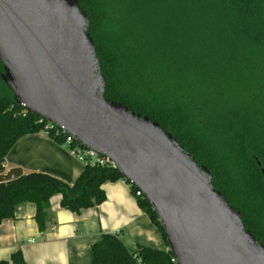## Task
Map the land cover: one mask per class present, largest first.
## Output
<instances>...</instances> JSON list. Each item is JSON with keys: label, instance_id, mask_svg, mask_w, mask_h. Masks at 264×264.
Here are the masks:
<instances>
[{"label": "trees", "instance_id": "obj_1", "mask_svg": "<svg viewBox=\"0 0 264 264\" xmlns=\"http://www.w3.org/2000/svg\"><path fill=\"white\" fill-rule=\"evenodd\" d=\"M76 1L89 20L104 97L157 122L209 170L214 189L264 243V0ZM36 133L67 149L64 134L45 130L0 94V175L15 143ZM120 179L115 169L90 166L71 185L42 172L22 174L0 183V223L18 205L33 204L43 232L54 196L79 213L102 204V185ZM136 200L162 234L149 203ZM166 247L130 253L118 235L103 234L90 264H172ZM0 264L26 263L17 251Z\"/></svg>", "mask_w": 264, "mask_h": 264}, {"label": "water", "instance_id": "obj_2", "mask_svg": "<svg viewBox=\"0 0 264 264\" xmlns=\"http://www.w3.org/2000/svg\"><path fill=\"white\" fill-rule=\"evenodd\" d=\"M88 26L76 0H0V80L14 103L111 161L149 203L175 264H264V243L209 170L157 122L104 97Z\"/></svg>", "mask_w": 264, "mask_h": 264}, {"label": "crops", "instance_id": "obj_3", "mask_svg": "<svg viewBox=\"0 0 264 264\" xmlns=\"http://www.w3.org/2000/svg\"><path fill=\"white\" fill-rule=\"evenodd\" d=\"M14 169L22 174L42 172L71 185L84 165L65 147L36 133L17 141L6 156L4 173ZM102 189L105 201L79 213L62 209L61 197L54 196L43 232L34 221V205H18L14 217L0 223V261H10L19 251L26 264H90L91 246L108 233L118 235L130 253L138 246L167 250L161 232L124 180L105 182Z\"/></svg>", "mask_w": 264, "mask_h": 264}, {"label": "built area", "instance_id": "obj_4", "mask_svg": "<svg viewBox=\"0 0 264 264\" xmlns=\"http://www.w3.org/2000/svg\"><path fill=\"white\" fill-rule=\"evenodd\" d=\"M40 122H44V129L47 131H54L56 133L61 132L62 134L65 135L66 138V146H67V151L68 154L72 157L75 158L77 161L82 163L85 166H90V167H107L111 169H115V166L111 161H109L105 157H101L99 154H97L95 151L85 149L75 143L72 139H70L63 129H59L45 121L40 120ZM135 198H143V195L141 194L140 191H137L134 193ZM171 263L175 264V261L171 258Z\"/></svg>", "mask_w": 264, "mask_h": 264}, {"label": "rangeland", "instance_id": "obj_5", "mask_svg": "<svg viewBox=\"0 0 264 264\" xmlns=\"http://www.w3.org/2000/svg\"><path fill=\"white\" fill-rule=\"evenodd\" d=\"M0 94L5 98H10L12 96V94L1 83H0Z\"/></svg>", "mask_w": 264, "mask_h": 264}]
</instances>
